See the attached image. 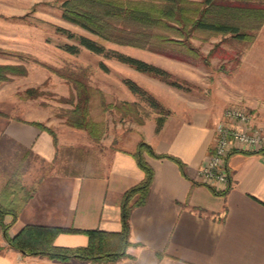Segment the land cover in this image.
Returning <instances> with one entry per match:
<instances>
[{
  "label": "crops",
  "instance_id": "0c3cea01",
  "mask_svg": "<svg viewBox=\"0 0 264 264\" xmlns=\"http://www.w3.org/2000/svg\"><path fill=\"white\" fill-rule=\"evenodd\" d=\"M4 2L8 14L0 12V18L15 15L16 0ZM3 112L0 108V178L18 174L32 192L11 224L10 236L25 225L119 231L121 197L144 177L129 153L143 139L156 153L179 158L188 178L174 161L146 156L154 171L152 185L144 205L130 214L132 245L116 264H264V151L230 152L225 191L201 183L197 171L212 151L216 122L208 109L173 111L158 130L156 121L147 122L126 146H108L107 161L90 159L82 167L74 162L77 144L66 145L59 138L54 144L48 131L32 124L41 122L32 108ZM256 121L264 127V121ZM28 162L31 168L25 170ZM54 164L56 168H48ZM87 242L82 232H60L53 240L63 247ZM0 264L89 263L24 255L8 244L0 227Z\"/></svg>",
  "mask_w": 264,
  "mask_h": 264
},
{
  "label": "rangeland",
  "instance_id": "374dc122",
  "mask_svg": "<svg viewBox=\"0 0 264 264\" xmlns=\"http://www.w3.org/2000/svg\"><path fill=\"white\" fill-rule=\"evenodd\" d=\"M4 1L0 0V12L6 15ZM63 1L16 0L15 15L1 16L0 70L5 78L0 79V108L5 114L14 108H32L56 144L58 138L66 145L77 144L75 165L82 167L90 159L107 161L108 146H126L147 122L157 124V118L189 108L210 111L216 121L213 134L230 107L245 109L250 124L264 131L256 121H264V24L252 41L210 32H193L187 39L169 33L172 41L138 47L105 40L64 19ZM80 36L103 51L83 47ZM119 55L160 67L167 77L136 70ZM127 81L145 94L132 92ZM28 89H33L30 95ZM151 98L156 102L153 106ZM77 105L88 108V118L100 127L98 140L67 123L66 115ZM28 163L25 170L32 164ZM3 179L6 182L7 178L0 182Z\"/></svg>",
  "mask_w": 264,
  "mask_h": 264
},
{
  "label": "trees",
  "instance_id": "16d2710c",
  "mask_svg": "<svg viewBox=\"0 0 264 264\" xmlns=\"http://www.w3.org/2000/svg\"><path fill=\"white\" fill-rule=\"evenodd\" d=\"M62 7L64 19L92 34L118 44L138 47L172 41L167 36L169 33H176L178 37L187 39L193 32H210L252 41L257 30L264 24V0H64ZM79 43L93 52L103 51L101 46L84 36L79 37ZM66 49L70 52L77 51L75 46H66ZM118 59L136 70L167 77L165 70L143 60L123 55H119ZM3 72L0 70V79L5 78ZM168 81L176 85L175 82ZM126 83L132 92L145 94L133 81ZM32 92L33 89L26 90L27 95ZM151 100L152 98L150 104L155 105V100ZM66 117L69 125L86 130L90 138L98 140L100 137L102 131L88 118V108L77 105ZM162 122L163 118H157V130ZM32 124L46 129L38 122ZM51 136L56 144L55 136ZM129 153L144 172V177L128 188L121 197L119 231L25 225L15 235L10 236L8 230L11 224L32 194L23 186L21 176L15 174L12 179L7 178L0 185V227L8 244L24 255L59 261L76 259L89 264H116L127 257L126 249L132 245L128 240L130 214L135 207L146 202L154 177V171L146 156L174 161L182 175L188 178L184 163L179 158L156 153L143 139ZM6 216L10 217L7 223L4 222ZM60 232H82L87 235L88 242L82 247L56 246L53 240Z\"/></svg>",
  "mask_w": 264,
  "mask_h": 264
},
{
  "label": "built area",
  "instance_id": "2783aa9c",
  "mask_svg": "<svg viewBox=\"0 0 264 264\" xmlns=\"http://www.w3.org/2000/svg\"><path fill=\"white\" fill-rule=\"evenodd\" d=\"M250 115L240 107L227 108L214 128L212 151L200 164L201 183L223 192L230 183L227 157L233 150H264V131L254 128Z\"/></svg>",
  "mask_w": 264,
  "mask_h": 264
}]
</instances>
